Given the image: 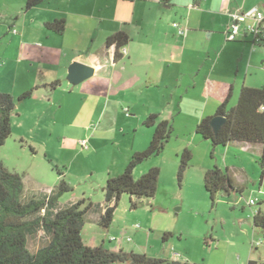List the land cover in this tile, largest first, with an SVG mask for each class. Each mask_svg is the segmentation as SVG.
Here are the masks:
<instances>
[{
    "label": "crops",
    "instance_id": "obj_1",
    "mask_svg": "<svg viewBox=\"0 0 264 264\" xmlns=\"http://www.w3.org/2000/svg\"><path fill=\"white\" fill-rule=\"evenodd\" d=\"M74 3L79 9L72 7ZM259 9H264V0H46L7 25L18 27L11 39L20 45L26 59H35L47 69L55 67L46 69L47 76L30 96L54 102L55 87L66 80L69 85L84 83L79 91L83 97L93 93L102 99L103 106L94 118L97 128L93 130L95 124L90 122L85 130H92L90 138L105 131L122 136V160L114 170H107V179L120 173L133 152L147 147L153 127L144 126L143 121L149 114H158L159 120L171 121L175 131L182 129L190 135L183 146L188 148L202 142L195 126L204 116L213 115L218 105L216 99L202 97L204 85H232L231 107L242 86L264 84V46L252 43L243 30L235 41L226 38L233 14ZM53 19H64L62 33L45 28L44 23ZM176 21L185 29L183 35L172 26ZM33 31L35 41L28 39ZM118 31H125L130 40L119 49L121 57L116 60L115 47L107 46L106 39ZM204 31H208L207 38ZM76 62L91 71L72 83L69 69ZM53 82L56 84L51 86ZM74 90L78 91L68 87L63 92L66 95ZM183 148H177V153ZM214 153L213 164L221 169L225 166L229 175L236 169L250 175L253 155L259 157L260 147L231 142ZM153 158L134 169V178L157 165ZM211 166L212 162H204L200 168L205 171ZM103 199L104 195L99 205ZM107 247L125 249L122 243Z\"/></svg>",
    "mask_w": 264,
    "mask_h": 264
},
{
    "label": "rangeland",
    "instance_id": "obj_2",
    "mask_svg": "<svg viewBox=\"0 0 264 264\" xmlns=\"http://www.w3.org/2000/svg\"><path fill=\"white\" fill-rule=\"evenodd\" d=\"M24 4L25 0H0V91L11 93L15 101L11 133L0 145V163L22 176L26 195L47 196L63 179L70 190L59 198V206H68L82 197L98 204L103 198L101 188L107 170H114L122 160V136L105 131L90 138L92 130L88 133L85 127L94 122L103 101L93 93L83 97L79 92L85 87L82 82L69 85L64 80L56 85L54 102H44L36 94L18 100L24 91L36 90L47 70L55 69L26 59L20 45L11 39L18 27L7 23L21 16ZM72 7L78 8L75 3ZM32 28L38 33L35 24ZM34 31L28 39L35 41ZM202 34L207 38L208 31ZM68 87L78 91L64 95ZM94 124L93 130L97 128V122ZM132 136L133 131L130 141ZM187 136L190 135L182 129L174 130L162 153L153 158L157 164L154 166L160 169L153 198H142L138 207L132 209L129 195L122 194L107 229L97 223L98 210L85 215L81 234L85 244L104 241L105 246L114 247L116 243L109 239L116 237L126 250L176 260L177 264H247L249 259L264 263V231L255 228L252 221L256 209L264 211V174L260 181L258 155H253L250 175H243L238 169L230 171L229 176L239 190L230 194L220 191L212 203L204 188L205 171L200 167L204 162H212L210 168L215 166L217 147L203 138L202 142L190 145L192 157L179 182L177 169L182 151L176 150L185 146ZM83 139L87 148L80 144ZM136 139L139 140V134ZM220 160L222 164V156ZM250 199L254 203L249 204ZM166 232L170 235L163 240ZM46 242L47 236L39 229L28 236L27 248L35 252Z\"/></svg>",
    "mask_w": 264,
    "mask_h": 264
},
{
    "label": "trees",
    "instance_id": "obj_3",
    "mask_svg": "<svg viewBox=\"0 0 264 264\" xmlns=\"http://www.w3.org/2000/svg\"><path fill=\"white\" fill-rule=\"evenodd\" d=\"M46 0H25L23 10L27 11ZM47 30L62 33L64 19H53L44 23ZM125 31H118L106 39V45H114V58L121 57L119 49L129 42ZM228 40V41H235ZM254 43V42H252ZM257 44L264 46V39ZM56 83H51L54 86ZM232 85L210 83L203 86V98H214L218 105L213 115L204 116L195 126V132L208 140L213 148L225 147L231 142H242L260 147L257 159L260 167V181L264 174V84L260 87L242 86L236 103L229 106L232 97ZM32 89L18 96V100L30 97ZM15 101L11 93L0 91V145L11 133V117ZM223 116L225 121L215 133L210 121L214 116ZM146 127H153V133L147 147L135 151L130 156L122 172L110 176L102 186L104 199L101 205L82 197L70 205L59 206V198L70 190L61 179L46 195L25 194L22 176L8 170L0 163V264H177L168 260L119 248L112 250L101 243L90 246L82 239L85 215L98 210L99 226L107 229L113 221L114 211L122 194L129 195L130 208H137L142 198H153L156 193L160 169L152 166L139 177L134 178V169L144 161L162 153L171 138L174 127L171 121L158 119L151 113L143 121ZM213 153V152H212ZM177 169L178 181L183 178L192 153L184 148L179 154ZM204 188L212 203L218 192L230 194L238 191L228 172L213 166L203 174ZM135 198V200L133 199ZM253 226L264 231V211L256 209L252 215ZM41 229L47 236V242L35 252L27 248V238ZM170 233H164L163 240ZM110 241V239H109ZM247 264H264L249 259Z\"/></svg>",
    "mask_w": 264,
    "mask_h": 264
},
{
    "label": "built area",
    "instance_id": "obj_4",
    "mask_svg": "<svg viewBox=\"0 0 264 264\" xmlns=\"http://www.w3.org/2000/svg\"><path fill=\"white\" fill-rule=\"evenodd\" d=\"M172 26L177 28L178 35H183L185 29L179 26V23L173 22ZM245 31L250 34L252 42L260 43L264 39V9L252 11L250 14L237 13L233 15V19L229 24L226 31L227 40H234L237 38L241 31ZM264 67V63H263ZM83 148H87V142L85 139L80 141ZM254 203L253 199L249 200V204ZM110 241L115 242L117 245L121 243L120 238L111 237ZM174 257L177 259L178 254L175 253ZM183 264H187L183 262Z\"/></svg>",
    "mask_w": 264,
    "mask_h": 264
},
{
    "label": "water",
    "instance_id": "obj_5",
    "mask_svg": "<svg viewBox=\"0 0 264 264\" xmlns=\"http://www.w3.org/2000/svg\"><path fill=\"white\" fill-rule=\"evenodd\" d=\"M90 68L81 63H73L69 69V79L72 83H77L78 81L86 78L90 74ZM225 118L223 116L212 117L210 124L213 131L216 133L219 127L223 124Z\"/></svg>",
    "mask_w": 264,
    "mask_h": 264
}]
</instances>
